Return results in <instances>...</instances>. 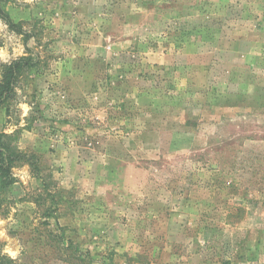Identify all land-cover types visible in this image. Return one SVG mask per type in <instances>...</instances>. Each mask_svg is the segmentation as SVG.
I'll return each instance as SVG.
<instances>
[{"label": "rangeland", "instance_id": "374dc122", "mask_svg": "<svg viewBox=\"0 0 264 264\" xmlns=\"http://www.w3.org/2000/svg\"><path fill=\"white\" fill-rule=\"evenodd\" d=\"M22 57L2 264H264V0H0Z\"/></svg>", "mask_w": 264, "mask_h": 264}, {"label": "trees", "instance_id": "16d2710c", "mask_svg": "<svg viewBox=\"0 0 264 264\" xmlns=\"http://www.w3.org/2000/svg\"><path fill=\"white\" fill-rule=\"evenodd\" d=\"M6 1V0H1ZM3 16L7 19L8 23L15 30H19V27L11 22L7 15ZM32 61L30 57H22L17 60H13L10 64L5 65L0 78V107L5 106L15 95V86L17 80L22 72V69L27 67ZM27 155L16 149L11 144V136L0 132V180L3 187L13 182V176L11 169L19 164ZM19 162V163H18ZM0 198V204L2 203ZM2 264V262H0Z\"/></svg>", "mask_w": 264, "mask_h": 264}]
</instances>
